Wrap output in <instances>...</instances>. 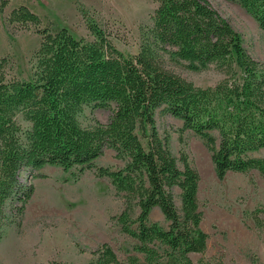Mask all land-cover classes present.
<instances>
[{
    "label": "trees",
    "instance_id": "1",
    "mask_svg": "<svg viewBox=\"0 0 264 264\" xmlns=\"http://www.w3.org/2000/svg\"><path fill=\"white\" fill-rule=\"evenodd\" d=\"M152 1L151 23L133 54L118 51L115 36L93 20H85L88 37L75 38L33 7L20 3L11 9L8 22L33 28L40 39L27 79L0 58V238L19 224L33 193L22 173L34 178L51 166L76 177L94 170L122 195L124 207L115 220L137 241L132 249L142 259L122 262L103 243L89 264H192L189 255L204 253L208 237L200 228L199 175L186 154L176 158L170 152L155 124L157 111L202 140L217 179L229 171L257 170L264 180V158L249 156L264 149V63L247 53L238 32L207 0ZM231 1L264 31V0ZM7 4L0 0V12ZM210 66L221 74L213 86H198L177 73ZM86 107L106 108L110 115L105 123L83 126ZM105 149L115 152L121 168L95 165ZM154 208L167 228L150 221ZM259 213L264 207L251 215L260 228Z\"/></svg>",
    "mask_w": 264,
    "mask_h": 264
},
{
    "label": "rangeland",
    "instance_id": "2",
    "mask_svg": "<svg viewBox=\"0 0 264 264\" xmlns=\"http://www.w3.org/2000/svg\"><path fill=\"white\" fill-rule=\"evenodd\" d=\"M207 1L238 32L247 53L264 63V31L253 18L231 0ZM20 3L33 7L39 16L57 26L65 27L75 38H87L85 20H93L115 36L112 43L124 54L136 52L140 33L150 25L156 8L152 0H8L0 12V58L7 57L17 77L22 79L30 75V57L40 38L33 28L22 29L8 22L11 9ZM177 73L198 86H213L221 77L214 66L199 72L179 69ZM109 115L106 108L86 107L79 120L88 126L95 121L105 123ZM155 124L159 135L167 136L173 156L179 158L182 153L186 154L199 175L200 228L208 237L204 253L189 255L192 264L201 259L210 260L211 264H218V260L223 264H264V227H257L251 215L264 207V180L257 170L229 171L219 180L202 140L188 129L182 130L180 120L157 111ZM249 156L264 158V149ZM94 163L112 170L122 167L111 149H105ZM35 173L38 176L34 178L27 172L21 175L22 182L32 184L33 193L19 224L4 230L0 238V264H47L52 260L62 264H89L95 259L92 252L103 243L122 262L129 256L142 259L132 249L137 241L123 233L116 223L124 199L107 178L97 177L94 170L72 177L51 166ZM178 193L175 188L173 200L177 208L180 206ZM258 216L264 219V213ZM149 219L164 228L168 226L157 208L151 211Z\"/></svg>",
    "mask_w": 264,
    "mask_h": 264
},
{
    "label": "bare ground",
    "instance_id": "3",
    "mask_svg": "<svg viewBox=\"0 0 264 264\" xmlns=\"http://www.w3.org/2000/svg\"><path fill=\"white\" fill-rule=\"evenodd\" d=\"M14 244H16V243H14ZM14 247V246H13ZM9 248H10V246H9Z\"/></svg>",
    "mask_w": 264,
    "mask_h": 264
}]
</instances>
